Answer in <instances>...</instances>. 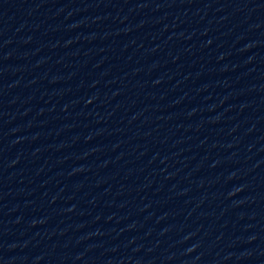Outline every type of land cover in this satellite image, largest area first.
<instances>
[{
  "label": "water",
  "instance_id": "water-1",
  "mask_svg": "<svg viewBox=\"0 0 264 264\" xmlns=\"http://www.w3.org/2000/svg\"><path fill=\"white\" fill-rule=\"evenodd\" d=\"M0 264H264V0H0Z\"/></svg>",
  "mask_w": 264,
  "mask_h": 264
}]
</instances>
